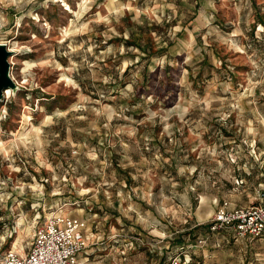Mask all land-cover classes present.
Returning <instances> with one entry per match:
<instances>
[{
    "label": "rangeland",
    "instance_id": "obj_1",
    "mask_svg": "<svg viewBox=\"0 0 264 264\" xmlns=\"http://www.w3.org/2000/svg\"><path fill=\"white\" fill-rule=\"evenodd\" d=\"M251 1L0 0L19 87L0 101V252L62 209L88 225L79 264H168L222 199L254 203L264 0ZM209 252L264 264V235Z\"/></svg>",
    "mask_w": 264,
    "mask_h": 264
},
{
    "label": "built area",
    "instance_id": "obj_2",
    "mask_svg": "<svg viewBox=\"0 0 264 264\" xmlns=\"http://www.w3.org/2000/svg\"><path fill=\"white\" fill-rule=\"evenodd\" d=\"M222 202L207 224V235L185 242L168 264H186L190 249L202 245L213 232L230 229L234 237L264 235V184L250 205L227 207ZM27 248H8L0 252V264H79V255L88 246L86 219L63 212H52L37 219Z\"/></svg>",
    "mask_w": 264,
    "mask_h": 264
},
{
    "label": "crops",
    "instance_id": "obj_3",
    "mask_svg": "<svg viewBox=\"0 0 264 264\" xmlns=\"http://www.w3.org/2000/svg\"><path fill=\"white\" fill-rule=\"evenodd\" d=\"M230 2L233 1V0H229ZM241 1H244V2H247L248 0H234V2H241ZM250 2H252L251 0H249ZM96 2H150L148 3V5H150L151 7L155 6L152 5L151 2H228V0H96ZM144 3H142L143 5ZM158 9V8H157ZM156 16H160L159 14H156ZM161 16L159 17V20H157L158 22L160 21ZM190 19V18H188ZM193 19V17H192ZM163 20H167L166 18H163ZM156 21V20H155ZM164 31H157L156 33L158 34V36H160L161 33H163ZM141 35V34H140ZM258 192V190H257ZM256 197H257V193H256ZM256 197H255V200H256ZM224 201H227V207L228 208H232V207H235L236 205H232L231 202L227 199H222L220 201V203L217 205L216 209L218 208V206L220 204H222V202ZM239 206V205H237ZM56 212H63V210H54ZM52 211V212H54ZM216 211V210H215ZM51 212V213H52ZM65 213V212H63ZM66 214H69V213H66ZM72 215V214H70ZM73 216H77V215H73ZM81 217V216H79ZM83 218V217H81ZM85 219V218H84ZM36 221V219H35ZM34 221V222H35ZM199 223V222H197ZM34 226L35 224H33V229H34ZM94 234V233H93ZM219 234V236L217 235ZM86 235L88 236V238L90 239V236L88 235V225L86 226ZM230 238H233L235 240H238V239H242V238H250V236H241V237H234L231 230L230 229H222V230H219V231H216V232H213L209 238L206 240V242L202 245H198L192 249L189 250L188 254H187V258H189V262L186 263V264H206L205 261L203 260L204 257H207L209 256L210 252H209V248L210 247H218L220 246V242L221 241H228ZM27 244L26 243V246L24 247L23 245L20 246V248H27ZM81 254L78 256L79 259L81 258L80 257ZM84 258H88V257H84ZM255 261H256V258H255ZM249 264H253V261L250 262Z\"/></svg>",
    "mask_w": 264,
    "mask_h": 264
},
{
    "label": "water",
    "instance_id": "obj_4",
    "mask_svg": "<svg viewBox=\"0 0 264 264\" xmlns=\"http://www.w3.org/2000/svg\"><path fill=\"white\" fill-rule=\"evenodd\" d=\"M12 50L8 49L7 44L0 42V101L3 99L7 89L15 92L19 87L10 75L9 57Z\"/></svg>",
    "mask_w": 264,
    "mask_h": 264
},
{
    "label": "trees",
    "instance_id": "obj_5",
    "mask_svg": "<svg viewBox=\"0 0 264 264\" xmlns=\"http://www.w3.org/2000/svg\"><path fill=\"white\" fill-rule=\"evenodd\" d=\"M258 23L264 24L263 21H262V19L259 18V16L257 17V20L255 21L253 27L256 26V24H258ZM252 29H253V28H252ZM131 44H132V45H136V42L133 41V42H131ZM149 48H150V49H149ZM161 49H162V48H159V49H157V50H161ZM157 50H156V51H157ZM145 52L147 53L148 56H151V55H153V54L155 53V50L153 51V49L151 48V45H148V49L145 50ZM149 53H150V54H149ZM47 97H48V96H47ZM10 103H13V101L11 100ZM8 110L10 111L11 109L8 108Z\"/></svg>",
    "mask_w": 264,
    "mask_h": 264
}]
</instances>
